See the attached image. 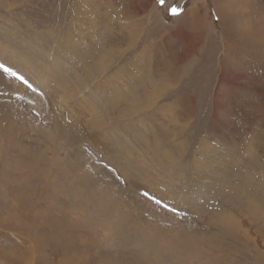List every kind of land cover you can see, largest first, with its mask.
Returning <instances> with one entry per match:
<instances>
[{"label": "rangeland", "instance_id": "374dc122", "mask_svg": "<svg viewBox=\"0 0 264 264\" xmlns=\"http://www.w3.org/2000/svg\"><path fill=\"white\" fill-rule=\"evenodd\" d=\"M0 65V264H264V0H0Z\"/></svg>", "mask_w": 264, "mask_h": 264}, {"label": "bare ground", "instance_id": "6f19581e", "mask_svg": "<svg viewBox=\"0 0 264 264\" xmlns=\"http://www.w3.org/2000/svg\"><path fill=\"white\" fill-rule=\"evenodd\" d=\"M104 50V49H103ZM106 53V52H105ZM110 53V52H109ZM102 59H104V58H102ZM99 65V64H98ZM87 66V65H86ZM90 66V65H89ZM93 67V66H92ZM86 70V69H85ZM84 70V71H85ZM90 70V69H89ZM91 72H95V71H92L91 70ZM87 73V75L89 76V75H91L88 71L86 72ZM97 76V75H96ZM90 78V77H89ZM135 81V80H134ZM143 83V82H142ZM137 84V83H136ZM140 84V83H139ZM136 86V85H135ZM135 88V87H134ZM141 88V87H140ZM119 89V88H118ZM133 91V90H132ZM144 95V94H143ZM137 100H139V99H137ZM145 114V113H144ZM101 119H97L96 121H95V124L96 125H102L101 124ZM243 134H245V133H243ZM257 139V138H256ZM252 141H254L253 139L252 140H250V142L248 143V144H246V143H244V146H246V147H250V145H252ZM254 144V143H253ZM241 146H243V145H241ZM164 149V148H163ZM169 153V152H168ZM262 153V152H261ZM166 154V153H165ZM233 155H236V154H239V150L238 149H235L234 151H233V153H232ZM231 154V155H232ZM263 154V153H262ZM156 157L157 158H159L160 157V155H156ZM167 158V157H166ZM160 159V158H159ZM197 159H199V157L197 156ZM167 160H168V158H167ZM233 161V162H232ZM239 161H237L236 159H234V157L232 156V159H231V166H237V163H238ZM173 163V165L174 166H177V163H176V160H175V162H172ZM223 163H225L224 161H223ZM241 163V162H240ZM242 164V163H241ZM221 165H222V162H221ZM238 166H241V165H238ZM190 167H192L193 168V170L194 171H196V172H199V171H201L202 170V166L200 165V164H197L196 163V158L192 161V163L190 164ZM244 167V166H243ZM242 167V168H243ZM222 168V166L220 167V169ZM245 171V175L247 176V175H250L251 173L249 172V169L246 167V169H244L243 168V172ZM261 171V170H260ZM252 172V171H251ZM237 174V173H236ZM240 174V173H239ZM244 175V174H243ZM237 176H240V175H237ZM235 178V177H234ZM235 180V179H234ZM223 183H224V181H222ZM229 184V183H228ZM261 187V186H260ZM229 187H226V189H228ZM245 189V188H244ZM249 189V188H248ZM229 190V189H228ZM238 190H239V192L240 193H238ZM247 190V189H246ZM244 191L243 189H231L230 191H229V195H231V196H233V197H236V199H239V200H242V204H241V207H242V209H243V216H247L248 218L249 217H251V218H254V217H257V218H263L264 217V198H262V199H258L255 195H253V197H251L250 195L251 194H249L248 196H246L245 195V193L247 192V191ZM262 191V190H261ZM256 193V192H255ZM263 195V194H262ZM232 203V206L233 207H235V208H237V206H238V204H233V202H231ZM230 203V204H231ZM239 208V207H238ZM241 209V208H240ZM233 210V209H232ZM237 210V209H236ZM235 214V213H234ZM248 214V215H247ZM237 215V214H236ZM215 216H217V217H220V218H215L213 221L212 220H209L211 223H212V225H213V233H216V234H218L219 232V230H221L223 233L222 234H220L221 236H224V237H226V238H223V239H227L228 241H231V240H233V241H231V242H235V241H238L237 240V238H239L240 237V235L242 234V232L244 231V229H245V232L243 233V235H246V238H248V239H253V237L252 236H254V235H250V232L251 231H249V230H246V227L244 226V222H239L238 221V219H236L235 218V216H233L232 217V215L230 216V218L228 219L227 218V216L224 214H217V215H215ZM229 216V215H228ZM198 218H199V220L200 221H202V220H204V217L202 216V215H199L198 216ZM211 218V217H210ZM242 218V217H241ZM254 219H256V218H254ZM261 220V222H263L262 221V219H260ZM227 221H229V223H230V225H227ZM218 222H219V228H218V226H217V224H218ZM246 224V223H245ZM252 224V223H251ZM245 227V228H244ZM217 228H218V230H217ZM194 229L196 230V228L194 227ZM182 230V229H181ZM187 230V229H186ZM185 230V231H186ZM194 230V231H195ZM209 230V229H208ZM193 231V232H194ZM191 231H189V232H187L186 231V233H190ZM190 234H192V233H190ZM218 236V235H217ZM242 236V235H241ZM214 237V236H213ZM210 239H212L211 237H210ZM221 239V238H220ZM231 239V240H230ZM241 239V238H240ZM227 240H226V242H227ZM254 240V239H253ZM208 241V240H207ZM220 241H222V240H220ZM259 242V241H258ZM210 243H212V242H210ZM236 243V242H235ZM219 244H221V245H224L225 243H219ZM228 244V243H227ZM239 244V243H238ZM213 246H215L214 244H212ZM221 245H219L220 246V248H221V250L223 249V247L221 246ZM217 246V245H216ZM228 246V245H227ZM233 246V245H232ZM254 246V245H253ZM226 247V246H225ZM236 247V246H235ZM220 248H218V249H220ZM237 248V247H236ZM162 249V248H161ZM220 250V251H221ZM249 251V250H248ZM241 256V255H240ZM248 257V256H247Z\"/></svg>", "mask_w": 264, "mask_h": 264}, {"label": "snow or ice", "instance_id": "6c2138e0", "mask_svg": "<svg viewBox=\"0 0 264 264\" xmlns=\"http://www.w3.org/2000/svg\"><path fill=\"white\" fill-rule=\"evenodd\" d=\"M159 2H160L161 5H163V3L165 2V0H159ZM172 12H173V14H176V9L173 8V9H172ZM0 68H3V70H4L5 72L9 73V74L12 75V76H15L17 79H21V80H23L22 77L17 76L16 73L11 72L10 69L4 67L3 65H0ZM24 82L27 83L26 81H24ZM28 86L31 87V85H28Z\"/></svg>", "mask_w": 264, "mask_h": 264}]
</instances>
